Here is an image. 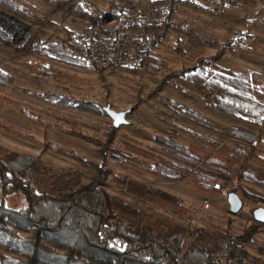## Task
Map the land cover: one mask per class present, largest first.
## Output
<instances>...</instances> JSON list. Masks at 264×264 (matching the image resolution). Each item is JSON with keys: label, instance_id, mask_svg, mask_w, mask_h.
<instances>
[{"label": "rangeland", "instance_id": "obj_1", "mask_svg": "<svg viewBox=\"0 0 264 264\" xmlns=\"http://www.w3.org/2000/svg\"><path fill=\"white\" fill-rule=\"evenodd\" d=\"M14 1L26 6L33 17L0 5V69L13 78L11 85L0 87V146L35 156L52 171L31 177L34 188L39 193L59 196L88 184L97 177V165L103 164L108 171L104 185L110 198L124 200L139 209L143 213L140 225L152 236L183 233L188 247L199 245L222 253V240L227 235L241 236L253 222L252 209L264 206V176L254 172L264 174V149L253 156L254 146L234 137L231 129L247 130L264 142V125L254 126L246 119L218 112L213 101L203 99L196 90L179 91L169 83L156 93L155 90L172 72L192 66L198 59L213 57L222 47L225 55L217 62L221 68L243 67L264 76V0L224 5L217 12L201 11L188 0H176L168 27L163 14L159 30H145L151 40L159 35L166 38L158 40L153 50L157 58L169 62V68L161 72L140 66V52L146 44L142 39L144 30L139 28L128 27L122 32L127 37L119 41L143 46V50L132 48V61L124 68L92 59L95 37L89 53L75 51L84 66L65 64L39 52L50 44H66L67 31L85 36L91 24L97 25V33L105 35L102 24L116 19V32V14L127 13L132 19L150 6L165 13L169 0H68L64 5L47 0ZM77 1L110 17L99 23L86 19L72 11ZM12 18L23 25L10 24ZM239 34L242 37L237 44L226 45ZM35 66L51 68L59 76H41L29 69ZM255 98L264 103V97ZM81 104H95L101 113ZM108 106L117 112L131 110L129 123L113 131V120L105 112ZM112 134V143L108 144ZM167 140L179 146L195 145L234 155L240 161L223 176L202 155L198 154L194 162L180 156L164 143ZM146 155L186 167L191 174L181 179L167 175L155 169ZM206 171L218 175V180L203 179ZM131 181L177 198L186 213L178 214L150 202ZM200 183L215 187L220 194L202 190ZM231 191L243 200V208L237 214L229 210L227 195ZM4 202L15 210L24 206L19 195L6 197ZM193 221L202 227L196 228ZM117 222L127 226L135 223L119 215ZM244 246L258 259V263L248 264H264V226L253 242ZM0 253L12 255L1 247Z\"/></svg>", "mask_w": 264, "mask_h": 264}, {"label": "trees", "instance_id": "obj_2", "mask_svg": "<svg viewBox=\"0 0 264 264\" xmlns=\"http://www.w3.org/2000/svg\"><path fill=\"white\" fill-rule=\"evenodd\" d=\"M47 1L55 5H64L68 0ZM175 2L176 0H169V6L164 13L166 27L170 24ZM0 5L33 17L26 6L14 0H0ZM72 11L86 19L97 20L98 23L110 17L105 18L101 11L80 1L72 5ZM114 18L119 20L118 30L105 35L115 40L127 37L122 34L128 28L127 13L116 14ZM96 27V24H91L85 36L67 31L66 44L47 45L39 54L65 64L84 66L75 51L85 50V53H89L90 44L97 33ZM241 35L239 34L237 39L227 42L226 45L237 44L235 42H238ZM142 39L146 47L140 52V66L150 72L167 70L169 62L157 58L153 51L158 40L166 39L165 36L159 35L151 40L144 30ZM176 50L178 54H182L180 48ZM224 55L225 48L222 47L213 57L198 59L194 65L172 72L161 82L155 93L162 89L164 83H169L179 91L196 90L203 99L213 101L218 112L232 118L246 119L254 126H263L264 103L256 99L255 95L264 97V76L243 67L222 69L216 62ZM29 69L44 77L59 76L57 71L45 66L29 67ZM12 83L13 78L0 69V87H7ZM81 106L101 113L100 107L95 104H81ZM183 110L203 118L191 110L184 108ZM116 130L117 128L114 127L113 131ZM231 130L234 137L254 146L253 156L260 154L264 149V142L254 133L241 128ZM112 140L113 134L109 137L108 144H111ZM164 143L175 149L180 156L193 162L197 161L198 154L202 155L206 162L220 171L223 176H227L232 166L238 165L240 161L234 155L206 151L195 145L179 146L171 140ZM71 156L78 157L75 154ZM146 156L154 163L155 169L167 175L181 179L191 174L186 167L155 156ZM97 169V177L77 189L59 196L39 193L30 182V178L52 171L35 156L12 152L0 146V194L3 197V200H0V247L12 253V255L0 253V264L258 263V259L250 254L244 244L253 242L255 236L262 231L263 224L253 220L241 236L234 238L227 235L222 240V253L212 252L207 247L199 245L188 247L183 233L155 237L149 230L141 227L143 213L139 209L124 200L110 198L104 185L108 171L103 164L97 165ZM254 172L258 176H264L260 171ZM203 179L216 182L218 175L206 171ZM130 184L150 202L169 208L178 214L186 213L177 198L134 181ZM199 186L202 190L220 194L218 189L206 183H200ZM13 195L22 197L24 206L21 209L15 210L6 206L4 199ZM118 215L134 220V226L117 222ZM261 251L264 252V249Z\"/></svg>", "mask_w": 264, "mask_h": 264}, {"label": "built area", "instance_id": "obj_3", "mask_svg": "<svg viewBox=\"0 0 264 264\" xmlns=\"http://www.w3.org/2000/svg\"><path fill=\"white\" fill-rule=\"evenodd\" d=\"M244 0H191L190 3L201 11H219L224 5H234ZM164 12L155 7H151L145 13H139L135 18L128 19L127 26L129 28H139L147 31H157L162 27V18ZM103 30L110 34L117 28V20L112 19L104 22ZM139 47L143 50V46L135 43L119 41L98 32L93 40L91 47V57L99 62L108 63L113 67L124 68L132 61V48ZM196 228L202 227L198 221L192 222Z\"/></svg>", "mask_w": 264, "mask_h": 264}, {"label": "water", "instance_id": "obj_4", "mask_svg": "<svg viewBox=\"0 0 264 264\" xmlns=\"http://www.w3.org/2000/svg\"><path fill=\"white\" fill-rule=\"evenodd\" d=\"M105 112L113 120V126L115 128H119L122 125L129 123L127 117L130 114L131 110L117 112L110 106H108L105 108ZM227 199L229 203V210L232 214H237L242 210L243 200L236 192H229L227 195ZM251 214L254 221L264 224V206H257L253 208Z\"/></svg>", "mask_w": 264, "mask_h": 264}, {"label": "bare ground", "instance_id": "obj_5", "mask_svg": "<svg viewBox=\"0 0 264 264\" xmlns=\"http://www.w3.org/2000/svg\"><path fill=\"white\" fill-rule=\"evenodd\" d=\"M11 23H19V24H22V22H20V21L17 20V19H14V18L11 19L10 24H11ZM22 25H23V24H22Z\"/></svg>", "mask_w": 264, "mask_h": 264}, {"label": "crops", "instance_id": "obj_6", "mask_svg": "<svg viewBox=\"0 0 264 264\" xmlns=\"http://www.w3.org/2000/svg\"><path fill=\"white\" fill-rule=\"evenodd\" d=\"M218 61H219V60H218ZM218 61H217V62H218ZM217 62H216V64H217ZM217 65H218V64H217ZM218 66H219V65H218ZM219 67H220V66H219ZM222 69H223V68H222Z\"/></svg>", "mask_w": 264, "mask_h": 264}]
</instances>
